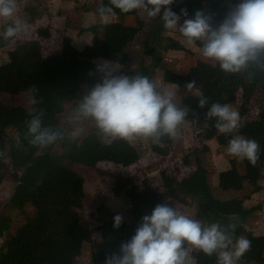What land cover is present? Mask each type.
I'll use <instances>...</instances> for the list:
<instances>
[{
  "label": "trees",
  "instance_id": "16d2710c",
  "mask_svg": "<svg viewBox=\"0 0 264 264\" xmlns=\"http://www.w3.org/2000/svg\"><path fill=\"white\" fill-rule=\"evenodd\" d=\"M108 3L109 0H101V4ZM169 7L177 14H180L181 8H186L187 18H192L197 10H202L206 14H212L214 23L223 19L220 0H175ZM96 13L98 15V12ZM132 15H134L133 11L122 13L119 9H115L111 16L124 18ZM181 19L185 17L182 16ZM137 21L138 27L116 23L106 24L100 33L101 37L97 27L85 29L84 31L92 36V41L81 50L75 49L70 39L63 38L59 55L68 61L69 67H63L57 62L53 63L48 57L41 60L40 67L37 69L35 63L40 58L39 44L32 41L18 43L15 47L16 57L10 62L11 78L0 76V92L25 91L30 96L28 91L30 86H37L36 97L39 103L35 107L42 109L45 113L44 126L61 127L58 117L65 105L75 98L80 88L97 82L96 72L87 64V61L110 59L112 56L111 61H118L120 53L115 54L116 57L111 56V52L124 50L135 41L144 26L140 19ZM2 31L1 25L0 32ZM171 31L164 28L163 21L159 17L151 19L141 43L144 49H149L151 53L145 55L144 52L136 64L133 75L139 73L152 80V73L159 68L162 59L161 57L150 59L149 56H154L158 50L162 53H186V48L180 42L166 35ZM36 35L42 38L47 37L48 34L46 30H38ZM13 40L4 41L1 38L0 49L8 47ZM194 46L200 48L199 43ZM249 73L252 74L251 79L248 78ZM162 80L169 85L176 84L180 89H185L187 83L195 80L197 88L211 93L210 98H207L208 105L203 108L198 105L199 97L192 98L190 103L180 106H186L189 109L186 120L194 112H198L195 115L206 114L212 103L224 104L227 92L241 93L247 100L253 94L264 90V71L249 68L244 73L226 74L212 60H198L185 74L163 69ZM196 108L198 111L194 110ZM30 118L29 110L18 112L15 118L9 121L2 120L3 124L0 127V152L4 153L0 156V185L8 182L13 185V191L4 212L0 204L1 230H8L11 222L5 211L21 210L26 204H31L35 209V215L25 219L22 225L10 234L9 239L13 248L8 253L7 264H87L92 260L91 258V260H82L77 259L76 256V252L81 249L80 239L87 233L86 228L78 223L74 215L63 209L48 203H40L33 186L36 182L46 181L50 175L54 199L80 202L83 199L84 180L72 170L73 165L94 168L101 162H107L127 168L134 163L135 159L130 161L129 156L122 158L113 150L111 144H102L91 131L75 142L58 141L44 148L31 146L25 139L26 121ZM213 119L215 124V118ZM256 141L260 146V158L255 166L244 159L241 174L237 171V160L232 157L227 161L228 166L216 174L217 188L232 193L230 194L232 198L224 201L233 198H241L242 201L228 202V206L213 196V189L207 182V168L199 154H196L197 163L190 175L180 179L174 175L170 176L169 183L170 186H175L182 194L193 199L192 202L198 204L200 211L196 219L202 223L218 222L225 226L234 224V238L244 236L251 241V249L242 258L248 259L252 264H264V236L243 231V226L250 216L262 210L259 203L246 207L253 198L256 199V193L259 192L257 173L262 169V161H264V138ZM152 142L153 153L162 157L168 155L171 139L165 136L159 142L153 140ZM244 182L250 185L252 192L241 197ZM132 204L130 220L122 221L118 229L113 227V221L112 229L107 235L109 238L103 241L104 248L106 247L104 253L109 256L120 254L121 244L131 239L142 217L159 203L153 191L148 196L141 194L132 196ZM112 231H114L113 236ZM190 255L194 264H216L215 254L208 256L200 250L192 249Z\"/></svg>",
  "mask_w": 264,
  "mask_h": 264
},
{
  "label": "rangeland",
  "instance_id": "374dc122",
  "mask_svg": "<svg viewBox=\"0 0 264 264\" xmlns=\"http://www.w3.org/2000/svg\"><path fill=\"white\" fill-rule=\"evenodd\" d=\"M220 2L224 18L230 7L238 3L239 0H220ZM100 4L101 0H18V15L27 22L28 27L27 31L14 38L8 47L0 49V76L11 78L10 62L16 57L15 47L20 42L32 41L39 44L40 58L38 57L39 59L35 63L37 69L40 67L41 60L48 57L52 59L53 63L57 62L63 67H69L68 61L59 55L63 38L70 39L73 47L81 50L85 45H90L92 41V36L90 33L85 32V29L95 26L98 28L99 36L101 37L100 33L106 24L116 23L128 27H138L139 23L137 20L140 19L144 26L135 41L124 50L111 52V56L120 53L118 61L113 60L112 62L120 63L122 73L132 76L136 69V64L144 52L145 55L146 53H151L149 49H144L141 45L151 19H148L137 10H133L134 15L132 16L120 18L110 15L107 20H104L96 13ZM183 20L181 19V23ZM3 23V21H0V26ZM38 30H46L47 37H37L36 33ZM166 35L180 42L186 48V53H162L158 50L157 54H154V56L150 55L149 58L161 57L162 59L159 68L152 73V81L156 83L157 87L171 88L173 87L172 85L166 84L162 80L163 69L177 74H185L198 60L205 59L201 56L199 47L185 46L183 43L184 38L178 31L172 30ZM111 58L87 61V64L96 72L97 82L100 81L101 77V74L97 71V64L102 60L111 61ZM91 86L80 88L75 98L65 105L63 112L58 117L61 127H68L66 123L68 111L75 106V100L82 99ZM199 90L206 94L204 97L210 98L211 93H207L208 90ZM28 97L29 94L25 91L0 92V127L3 124L2 120L9 121L15 118L18 112L30 109ZM192 98L195 99L198 96L179 88L175 102L178 106H181L190 103ZM224 104H229L240 114L237 130L227 135L221 134L214 127V119L206 120V114L195 115L198 112H194L181 125L180 137L176 140L171 139L168 155L165 157L152 152V139H139L132 144L120 139L113 140L110 137L98 134L92 122H85L84 134L88 133V131L93 132L102 144H111L113 150L119 156L122 158L129 156L128 160H135L127 168L107 162H101L94 168L73 165L72 170L84 180L83 199L80 202H65L54 199L52 197L50 175L46 181L34 184L33 188L35 187L34 191L40 203L51 204L74 215L78 223L84 228L86 227L83 225L82 220H89L91 228L88 229L86 235L82 238L83 240L87 239L89 243L86 245L85 250L79 249L76 252V256L81 255V257H88L86 258L87 260L92 259V262L90 261L87 264H105L106 257H109V255L104 253L106 247L104 248L103 241L109 238L107 235L112 229L111 224L114 221V216L119 214L123 217V221H129L133 206L132 196L136 194L148 196L149 193L154 191L157 195L158 203L171 205V200L178 201L182 204V211L185 214L196 218L200 211L198 204L192 202L193 199L185 196L175 186H170L169 183L170 176L174 175V177L176 176V178L180 179L190 175L197 163L196 154L200 155L202 162L207 168V182L213 189V196L227 205L231 201H242L241 198L224 201L232 198L230 195L232 193L217 188L216 174L223 171L228 166V159L233 157L228 155L226 151L230 138L243 136L255 141L259 138H264V90L253 94L247 100L244 99L241 93L227 92L224 97ZM194 110L198 111V108ZM234 159L237 160V171L242 174L243 160L235 157ZM261 168L257 173L256 180L259 192L256 193V199L253 198L246 207L259 203L262 210L252 214L243 226L244 233L253 232L258 236H264V161H262ZM122 184H125V186H122ZM12 191L13 185L10 182L0 185V204H2L3 212L8 206ZM251 192L252 188L250 185L244 182L243 195L241 197L247 196ZM195 201L200 203L197 199ZM5 212L11 222L8 230L2 231L0 225V264L8 263V253L13 248V244L9 239L10 234L16 231L25 219L33 217L35 209L31 204H26L21 210L10 209ZM86 213L89 214L88 219L85 217ZM94 232H98L97 234L100 238L97 241L98 244L94 241ZM113 234L114 231H112V236ZM87 240L85 241L87 242ZM238 264L252 263L248 259L241 258Z\"/></svg>",
  "mask_w": 264,
  "mask_h": 264
},
{
  "label": "clouds",
  "instance_id": "9594fccd",
  "mask_svg": "<svg viewBox=\"0 0 264 264\" xmlns=\"http://www.w3.org/2000/svg\"><path fill=\"white\" fill-rule=\"evenodd\" d=\"M175 0H109L97 8L98 15L107 20L115 9L122 13L137 10L148 19L159 17L167 30L178 31L186 47L199 43L205 60L215 61L226 74L244 73L249 68L264 71V0H239L224 18L213 22L212 14L197 10L192 18L186 8L180 14L169 7ZM18 0H0V38L9 41L27 31V22L17 12ZM163 10V11H162ZM185 17L181 23V17ZM120 63L102 60L97 64L101 74L83 95L75 100L66 115L68 127L44 126V111L39 103L35 85L28 89L29 116L25 139L31 146L44 148L58 141H77L85 132V122H92L98 134L132 144L139 139L159 142L163 137L176 140L189 109L175 102L179 86L157 87L147 76L125 75ZM252 74L249 73V79ZM185 91L199 97L198 105H208V99L197 89L193 80ZM215 118V129L221 134L233 133L239 127L240 114L229 104L212 103L206 120ZM227 154L247 159L253 166L259 160L260 146L254 139L233 136L228 140ZM4 153L0 152V156ZM171 200V198H169ZM182 204L171 200L157 204L142 217L131 239L121 244L120 254L106 257L105 264H193L192 249L208 256L216 255V264H238L251 249L244 236L234 238L235 225L218 222L204 224L182 211ZM123 221L114 216L113 227ZM231 232V235H230Z\"/></svg>",
  "mask_w": 264,
  "mask_h": 264
},
{
  "label": "crops",
  "instance_id": "0c3cea01",
  "mask_svg": "<svg viewBox=\"0 0 264 264\" xmlns=\"http://www.w3.org/2000/svg\"><path fill=\"white\" fill-rule=\"evenodd\" d=\"M243 186H244V184H243ZM160 204V203H159ZM72 205V204H71ZM98 232H94V241H95V243L97 242V241H99L100 240V238H99V236H98V234H97ZM97 234V235H96ZM88 237H89V235H88ZM85 240H87V239H81L80 240V242H81V250H85L86 249V245L89 243L88 242V240H87V242L85 241ZM96 244H98V243H96ZM86 258H88V257H81V255H78L77 256V259H86Z\"/></svg>",
  "mask_w": 264,
  "mask_h": 264
},
{
  "label": "built area",
  "instance_id": "2783aa9c",
  "mask_svg": "<svg viewBox=\"0 0 264 264\" xmlns=\"http://www.w3.org/2000/svg\"><path fill=\"white\" fill-rule=\"evenodd\" d=\"M85 217H86V219H88L89 214L86 213V214H85ZM82 223H83V225L86 227L87 231H88V229L91 228V226L89 225V220H82Z\"/></svg>",
  "mask_w": 264,
  "mask_h": 264
}]
</instances>
